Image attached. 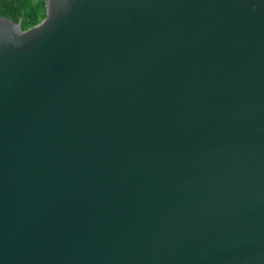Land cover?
Returning a JSON list of instances; mask_svg holds the SVG:
<instances>
[{
  "label": "water",
  "instance_id": "95a60500",
  "mask_svg": "<svg viewBox=\"0 0 264 264\" xmlns=\"http://www.w3.org/2000/svg\"><path fill=\"white\" fill-rule=\"evenodd\" d=\"M0 264H264V0L0 15Z\"/></svg>",
  "mask_w": 264,
  "mask_h": 264
},
{
  "label": "trees",
  "instance_id": "16d2710c",
  "mask_svg": "<svg viewBox=\"0 0 264 264\" xmlns=\"http://www.w3.org/2000/svg\"><path fill=\"white\" fill-rule=\"evenodd\" d=\"M0 15L19 20L26 28L44 16V0H0Z\"/></svg>",
  "mask_w": 264,
  "mask_h": 264
}]
</instances>
